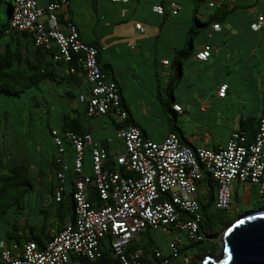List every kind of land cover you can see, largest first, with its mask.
Wrapping results in <instances>:
<instances>
[{
  "label": "built area",
  "instance_id": "1",
  "mask_svg": "<svg viewBox=\"0 0 264 264\" xmlns=\"http://www.w3.org/2000/svg\"><path fill=\"white\" fill-rule=\"evenodd\" d=\"M11 25L17 29H29L35 45L46 48L55 44L56 60H70L77 53V62L84 72V81L90 89L87 100L88 116L110 114L122 121L126 112L119 107L117 84L106 80L100 69L97 49L78 37L77 28L68 23L67 32L58 24L57 11L65 9L69 0H48L42 7L38 0H15ZM222 0H208L207 5ZM171 14H176L179 4L170 2ZM162 13L161 6H155ZM135 28L143 30L140 23ZM212 30L220 29L218 23ZM264 28V15L259 14L252 24L253 30ZM211 46L206 44L194 56L205 60ZM166 63V60H164ZM73 71V69H71ZM226 84L218 89L224 95ZM83 98V96H81ZM176 110L180 106L174 104ZM52 142L60 162L64 140L71 143V158L77 174L74 180L75 219L65 225L42 248L27 240L22 245L7 246L0 241V264H80V257L89 260L100 255V241L110 239V246L121 264H141L142 249L127 250L128 243L144 228L150 227L162 233H171L167 242L173 260L188 261L178 251L179 234L201 239L199 233L200 210L197 201L196 181L209 172L216 181L214 206L228 208L232 202L234 182L257 185L264 193V111L261 112L253 140L247 141L239 131H232L227 141L217 149L192 148L183 143L174 132H168L161 141L142 136L136 125L120 126L115 134L117 150L111 152L91 134L52 130ZM90 148L91 173L83 172L85 147ZM67 164L63 163L65 170ZM60 181L64 174H57ZM90 193L95 197L89 199ZM58 199V198H57ZM159 255V251L155 252ZM73 257V258H72Z\"/></svg>",
  "mask_w": 264,
  "mask_h": 264
},
{
  "label": "trees",
  "instance_id": "2",
  "mask_svg": "<svg viewBox=\"0 0 264 264\" xmlns=\"http://www.w3.org/2000/svg\"><path fill=\"white\" fill-rule=\"evenodd\" d=\"M43 1V4H40V0H38L39 4L45 8L48 0ZM191 1L193 4L192 23L187 30L185 44L173 52L170 60H166L170 69L162 89L164 94L159 95L164 112L170 113L172 116L175 112L172 108L175 99L174 92L182 77L183 63L190 55L197 52L193 48V39L208 26L211 28L213 23H218L221 26V23L233 10V6L228 7L222 3L228 0L214 1L212 6L207 5L208 0ZM15 4V0H0V229L2 230L0 241L11 246L12 244L22 245L24 241L30 240L42 248L66 224L75 219L73 192L77 174L71 161L74 149L69 141L64 140V150L61 152L60 162L67 164V167L63 170L62 164L56 160L59 156H57V149L52 142V130L56 129L61 135L68 131L80 135L85 133L92 135L93 128L89 120H100V118L111 115L106 113L88 116L86 114L85 95H90L91 92L84 81V72L77 62L78 54L72 53L71 59L67 61L56 60L54 59V54L57 51L55 44L48 48L35 45L32 32L29 29H17L11 25ZM200 6L207 9L205 20H200L196 15ZM59 11H57V17L61 29L64 21L63 17L59 16ZM255 20L249 24L251 30H253L252 24ZM67 25L68 22L66 32ZM77 32L79 39L94 46L98 54L97 43L85 42L81 39L78 28ZM99 67L105 71L103 67ZM49 86L54 92L57 91L58 97L64 102L60 122L57 124L52 121L56 96L51 93ZM60 89L61 91H59ZM160 90V88L157 89L158 92ZM118 91L119 107L126 112V116L116 126L113 124L115 132L120 126L136 125L122 99L119 88ZM164 95L165 100H163ZM37 122L39 126H43V130L51 138L52 152L47 158L41 156L39 147L34 148L38 151V156L35 153L31 155L27 147L29 139L34 143L35 138L32 134L28 139L29 133L23 132L22 127L27 126L29 131L34 132L35 128L39 127ZM244 124L246 122L242 123V130L245 128ZM136 126L138 127V125ZM169 132H174L183 143L192 147L180 136L179 130L173 122ZM246 140L251 141L253 137H246ZM97 141L108 147L107 142ZM87 161L89 166L86 165ZM83 165V172L91 173L90 148L87 146L84 149ZM60 171L64 174L62 181L57 176ZM196 186L197 190L199 186L203 188L202 198H199L197 194L200 210L198 231L202 238L195 239L180 233L177 248L181 255L188 257V261L183 262V260L176 259L173 264H200L206 255L217 250L219 235L235 220L230 207L233 202L235 206L239 204L236 191L232 192L230 206L219 209L214 206L217 183L209 172H204L202 178L196 181ZM34 193L37 196V202L35 216L32 217L30 216L32 209L29 201ZM93 197H95V193H90L88 198ZM260 208H264V206ZM226 209H230V211L227 212ZM255 209L259 208L250 210ZM159 233L162 232L146 227L128 243L126 249L141 248V264H162L164 259L173 260L167 246L169 239L167 242L161 241ZM163 234L171 237L170 232ZM204 240H209L210 243L204 244ZM99 249L101 253L97 258L89 260L80 257V264H121L119 257L114 254L110 246L109 237L100 241ZM156 251H159L158 256Z\"/></svg>",
  "mask_w": 264,
  "mask_h": 264
},
{
  "label": "crops",
  "instance_id": "3",
  "mask_svg": "<svg viewBox=\"0 0 264 264\" xmlns=\"http://www.w3.org/2000/svg\"><path fill=\"white\" fill-rule=\"evenodd\" d=\"M171 1L179 4L176 14H170ZM119 2L123 4L120 8L116 5ZM119 2L89 0L92 10L100 14L101 20L111 24L110 29L104 26L95 38L82 32L81 20L73 18L74 0H69V6L58 14L63 17V32H66L67 22H71L77 26L82 40L97 43L98 65L105 69L106 80L117 83L122 99L142 135L153 141H161L173 122L180 136L194 148L217 149L235 130L242 131L247 138L253 137L259 116L264 110V28L254 31L249 24L259 14H264V0L223 1L228 7L233 6V10L221 23L220 29L214 31L208 26L193 39V48L197 51L210 44V55L205 60L190 55L184 61L182 77L174 92V116L164 112L156 92L158 88L163 91L169 73L170 66L164 60H170L173 52L185 44L187 30L192 23V1ZM114 3L118 17L105 18L103 12ZM160 5L163 13L154 10L155 6ZM206 12L207 9L200 6L196 15L200 20H205ZM131 17L134 20L129 21L130 28L117 33L115 25H124ZM136 23L141 24L142 31L135 28ZM224 83L227 86L224 95L220 96L218 89ZM236 90L240 92L238 96L235 95ZM224 99L231 101L233 107L236 105L230 115L223 112V108L216 110L224 105ZM130 104L134 105L133 109ZM174 104L179 105L180 109L176 110ZM55 115L52 121L57 124L61 112ZM179 117L183 118V123H180ZM100 120L98 126L94 125L99 132L105 130V123L114 132V126L119 122L111 116ZM196 120L202 121H198L200 126H187V122ZM244 122L246 124L242 130ZM92 136L95 140L107 142L109 150L114 144L112 138H98L94 131ZM86 165L89 166L88 161ZM199 188L203 190L201 186Z\"/></svg>",
  "mask_w": 264,
  "mask_h": 264
},
{
  "label": "rangeland",
  "instance_id": "4",
  "mask_svg": "<svg viewBox=\"0 0 264 264\" xmlns=\"http://www.w3.org/2000/svg\"><path fill=\"white\" fill-rule=\"evenodd\" d=\"M119 1L120 0H117L116 2H119ZM43 2H44L43 0H40V4H43ZM74 2H75V4H74L73 18L74 19L78 18L81 20L82 32L88 33L93 38H95L96 34L98 32H100L104 26H106L107 29L111 28L110 23H107L106 20L102 21L100 14L99 13L97 14L94 12V10H92L91 5L89 3V0H74ZM116 5L118 8H120V6L123 4L121 2H119ZM108 6H107L108 10L103 12V15L105 16V18L113 19V18L118 17L117 9L115 7V3H114V5H108ZM188 6H190V4H188ZM101 8H103V6ZM97 18H98V20H96ZM133 20H134V18L131 17L128 20H126L127 23H124V25H120V24L115 25L116 30H117L116 32L121 33L122 30H125L126 28H130L129 24L131 22H129V21H133ZM178 23L180 24V21H178ZM49 87L51 88V93L55 94V96H56V102H55V108H54V117L56 118L55 114H56V112L57 113L61 112L62 105L64 102H63V99L60 100V97H58L57 91L54 92L52 87L51 86H49ZM59 91H61V89ZM236 91L237 92L235 93V95L238 96V94L240 92L238 90H236ZM159 92L158 93L156 92V94L157 95L163 94V91L160 90ZM223 102H224V105L216 108V110L220 111V109L223 108V112L225 111L226 114L230 115L232 110L235 109L236 105L233 107V103L231 101L225 100V99L223 100ZM129 106L131 107V109H133V107H134V105H132V104H130ZM136 116H137V114H136ZM100 121L101 120L91 119V120H89V123L92 125V128H93L94 125L98 126ZM179 121H180V123H183V118L179 117ZM198 121L202 122L201 120L190 121V122H187V126L190 128L200 126V122H198ZM14 123H15V121H14ZM37 126H39L38 122H37ZM103 127H105V130L102 132H99V130L95 129V127L93 128V129H95L93 131H94V133H96V137H98V138H104V137H108L109 139L112 138V142L114 144H113V146L110 144V147L112 146L110 148V151L115 152L117 150V145H116L117 137H116L115 131L114 132L112 131V128H111V126H109V124L105 123V124H103ZM22 129H23V132H26V134L29 133L28 139L31 137L32 134L35 138L34 143L30 142V139H29V141H28L29 143L27 144V147L29 148L30 154L32 155L33 153H35L37 155L38 151L34 150V148L39 147V149H41V152H40L41 156L43 158H47L52 152V143H51V140H50L51 138L49 137V135H47L46 131L43 130V126H39L38 128H35L34 132L32 130L29 131L27 126H25V127L23 126ZM185 129H186V127H185ZM186 130H190V129H186ZM7 143L9 144V142H7ZM86 171H88V170L86 169ZM232 188L234 189V191H236V193L238 195L237 198L239 201V204H237L235 206L234 202H233V205L230 207L233 217L236 218L238 216H241L244 213L250 212L251 211L250 209L260 208V207L264 206V193L259 192L257 185H249L247 183L234 182L232 185ZM198 195H199V198H202V190L200 188H198ZM36 202H37V196L34 193V195L32 197H30V201H29V205L32 209V213H30V216H32V217L35 216L34 211L36 210V207H35ZM240 203H241V205H240ZM230 209H226V211L229 212ZM1 231L2 230L0 229V235H1ZM158 235H159L161 241L167 242V240L169 239V236L165 235L163 233H159ZM203 243L208 244L210 242H209V240H204ZM219 250H220V243H219V239H218L217 250L214 253L210 254L209 256H212V257L217 256L219 254Z\"/></svg>",
  "mask_w": 264,
  "mask_h": 264
},
{
  "label": "water",
  "instance_id": "5",
  "mask_svg": "<svg viewBox=\"0 0 264 264\" xmlns=\"http://www.w3.org/2000/svg\"><path fill=\"white\" fill-rule=\"evenodd\" d=\"M220 250L200 264H264V208L235 218L219 235Z\"/></svg>",
  "mask_w": 264,
  "mask_h": 264
}]
</instances>
